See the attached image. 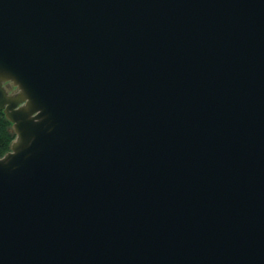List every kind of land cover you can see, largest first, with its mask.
Segmentation results:
<instances>
[{"label":"water","instance_id":"95a60500","mask_svg":"<svg viewBox=\"0 0 264 264\" xmlns=\"http://www.w3.org/2000/svg\"><path fill=\"white\" fill-rule=\"evenodd\" d=\"M0 264H264V0H0Z\"/></svg>","mask_w":264,"mask_h":264},{"label":"trees","instance_id":"16d2710c","mask_svg":"<svg viewBox=\"0 0 264 264\" xmlns=\"http://www.w3.org/2000/svg\"><path fill=\"white\" fill-rule=\"evenodd\" d=\"M16 133L13 122L8 118L3 108H0V157L4 156L10 149Z\"/></svg>","mask_w":264,"mask_h":264}]
</instances>
